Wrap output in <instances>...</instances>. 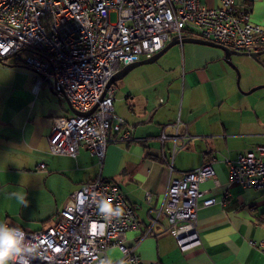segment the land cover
I'll use <instances>...</instances> for the list:
<instances>
[{
	"label": "crops",
	"instance_id": "crops-1",
	"mask_svg": "<svg viewBox=\"0 0 264 264\" xmlns=\"http://www.w3.org/2000/svg\"><path fill=\"white\" fill-rule=\"evenodd\" d=\"M200 1L208 8L220 5L219 0ZM235 3L247 7L251 22L264 29V0ZM185 36L195 38L190 32ZM231 62L239 70L242 92L237 72L225 62L220 48L190 42L169 47L155 62L137 66L114 82V113L134 127L133 140L108 144L99 164L82 146L76 158L48 153L52 119L73 115L66 99L49 84L34 91L35 75L14 58L0 61V222L26 232L10 216L21 201L12 188L22 190L20 176L34 166L45 181H52V191L55 181L64 182L62 208L81 185L98 176L110 181L135 209L145 230L170 180L210 163L214 176L200 189L217 202L197 211L200 245L179 249L175 238L162 232L168 222L161 215L137 253L145 264H264V188L244 189L231 183L223 161L264 146V111L257 109L264 95L253 93L264 85V51L256 59L233 55ZM177 124L187 137L174 143ZM162 133L167 136L163 142ZM41 161L46 163L44 170L37 168ZM108 256L114 261L120 254L110 250Z\"/></svg>",
	"mask_w": 264,
	"mask_h": 264
},
{
	"label": "built area",
	"instance_id": "built-area-1",
	"mask_svg": "<svg viewBox=\"0 0 264 264\" xmlns=\"http://www.w3.org/2000/svg\"><path fill=\"white\" fill-rule=\"evenodd\" d=\"M219 2V7L208 8L200 0H0V61L14 58L35 75L34 91L50 82L53 91L80 113L96 105L88 115L53 118L48 153L76 158L82 146L102 164L108 144L132 141L134 127L114 113L116 87L109 83L124 67L159 53L172 37L181 44L190 32L234 52L264 51V29L251 22L249 9L235 0ZM185 137L177 124L174 143ZM166 138L164 133L159 136L161 142ZM223 161L231 183L264 188V146ZM37 168L44 170L45 161ZM213 176L214 169L206 163L171 179L145 230L118 187L98 176L69 194L52 227L25 232L24 244L38 248L31 264H103L110 260V250L120 254L111 264H145L137 248L153 233L161 215L168 222L162 232H169L179 249L198 246L197 211L217 202L200 185ZM101 201L121 205L124 215L106 217ZM130 233L135 235L129 237Z\"/></svg>",
	"mask_w": 264,
	"mask_h": 264
},
{
	"label": "rangeland",
	"instance_id": "rangeland-1",
	"mask_svg": "<svg viewBox=\"0 0 264 264\" xmlns=\"http://www.w3.org/2000/svg\"><path fill=\"white\" fill-rule=\"evenodd\" d=\"M114 20V16L111 17ZM244 57V56H242ZM237 67V66H236ZM241 83L239 80L238 90H241ZM255 96L264 95V89H258L253 92ZM66 104V103H65ZM257 109L264 111V103L257 106ZM29 173H24L20 176V184L22 190L19 188H12L14 193L21 199L20 203L10 211L12 220L16 221L20 226L24 227L26 232L34 231L36 229H45L55 222L56 209L61 210L59 202L62 199V187L64 182L55 181V191L60 186L59 190L52 191V181H45L44 173L37 171L34 166L30 168ZM66 200V198L64 199ZM65 201H63L62 205Z\"/></svg>",
	"mask_w": 264,
	"mask_h": 264
},
{
	"label": "clouds",
	"instance_id": "clouds-1",
	"mask_svg": "<svg viewBox=\"0 0 264 264\" xmlns=\"http://www.w3.org/2000/svg\"><path fill=\"white\" fill-rule=\"evenodd\" d=\"M100 211L108 218H119L125 213L121 205L113 207L108 201L100 202ZM25 237L26 233L21 227H9L8 223L0 222V264H10L14 260H19V264H31V260L38 256V248L31 242L32 247L25 245ZM103 264H111V261H104Z\"/></svg>",
	"mask_w": 264,
	"mask_h": 264
},
{
	"label": "water",
	"instance_id": "water-1",
	"mask_svg": "<svg viewBox=\"0 0 264 264\" xmlns=\"http://www.w3.org/2000/svg\"><path fill=\"white\" fill-rule=\"evenodd\" d=\"M184 42H190V43H198V44H203V45H208V46H213V47H217V48H220L223 52H224V60L225 62L230 65L236 72H237V76H238V79H237V82L239 81V70L237 69V67L231 62V56L235 55V56H248V57H251L253 59H256V56L255 54H246V53H238V52H234L232 51L231 49L227 48V47H224L222 45H219V44H216V43H213V42H209V41H205V40H202V39H199V38H193V37H186L184 36L181 40V43H184ZM179 41L176 37H172L171 41L157 54H155L153 57H151L150 59H143L139 62H136L132 65H129L127 67H124L116 76L113 77V79L110 81L109 84L111 83H114L116 82L117 80L119 79H122L124 76L127 75V73L129 71H131L133 68L137 67V66H140V65H145V64H151L153 62H155L159 56L166 50L168 49L169 47L175 45V44H178ZM48 84L51 86V83L48 82ZM261 88H264V85H261V86H258L256 87L255 89L253 90H257V89H261ZM66 102L68 103V101L66 100ZM68 106H69V109L70 111L74 114V115H88V114H91L95 108H96V105L87 113H80L76 110H74L70 104L68 103Z\"/></svg>",
	"mask_w": 264,
	"mask_h": 264
},
{
	"label": "trees",
	"instance_id": "trees-1",
	"mask_svg": "<svg viewBox=\"0 0 264 264\" xmlns=\"http://www.w3.org/2000/svg\"><path fill=\"white\" fill-rule=\"evenodd\" d=\"M7 61V60H6ZM1 62H4V61H1Z\"/></svg>",
	"mask_w": 264,
	"mask_h": 264
}]
</instances>
